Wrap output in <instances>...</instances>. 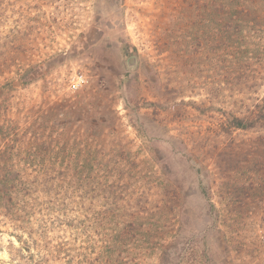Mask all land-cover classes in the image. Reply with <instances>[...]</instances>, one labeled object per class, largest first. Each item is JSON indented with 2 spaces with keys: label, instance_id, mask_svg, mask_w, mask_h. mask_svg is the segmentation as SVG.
I'll return each instance as SVG.
<instances>
[{
  "label": "rangeland",
  "instance_id": "374dc122",
  "mask_svg": "<svg viewBox=\"0 0 264 264\" xmlns=\"http://www.w3.org/2000/svg\"><path fill=\"white\" fill-rule=\"evenodd\" d=\"M221 1L0 0V264H264V32Z\"/></svg>",
  "mask_w": 264,
  "mask_h": 264
},
{
  "label": "trees",
  "instance_id": "16d2710c",
  "mask_svg": "<svg viewBox=\"0 0 264 264\" xmlns=\"http://www.w3.org/2000/svg\"><path fill=\"white\" fill-rule=\"evenodd\" d=\"M227 3L224 7H217V13H219L218 23H221L219 26L222 28L224 25L237 26L242 23H250V28L256 30V36L260 32H264V0H222ZM221 1V2H222ZM255 6V7H254ZM214 7V6H213ZM247 19V20H245ZM251 37V36H250ZM243 37H239V42H235L230 50H227L224 54V59L219 62L228 61V64L224 65V69L227 68L229 70H235L233 66L236 63V60L240 62L239 59L245 55V48L247 47V43L242 42L241 39ZM223 66V64H222ZM153 105L158 106L157 102H152ZM251 117H238L235 116L232 119V127L236 129L249 130L252 128H257L258 134L256 136V140L251 143L252 152H257L260 150H264V104L259 105L256 104L254 106V110L252 109ZM6 128V127H5ZM9 128V126H8ZM201 132V131H200ZM198 132V134L200 133ZM198 137V136H197ZM185 140V139H184ZM187 141V140H185ZM262 153H258L260 156ZM255 185H259L258 182H255ZM26 196V194H23ZM23 196H16L14 203L15 212L24 210L28 206L27 202L24 200ZM22 205L21 207H17L16 205Z\"/></svg>",
  "mask_w": 264,
  "mask_h": 264
}]
</instances>
